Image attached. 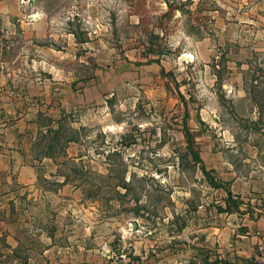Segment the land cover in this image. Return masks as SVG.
I'll list each match as a JSON object with an SVG mask.
<instances>
[{"label":"rangeland","instance_id":"374dc122","mask_svg":"<svg viewBox=\"0 0 264 264\" xmlns=\"http://www.w3.org/2000/svg\"><path fill=\"white\" fill-rule=\"evenodd\" d=\"M28 2L77 106L2 181L0 264H264V0Z\"/></svg>","mask_w":264,"mask_h":264},{"label":"crops","instance_id":"0c3cea01","mask_svg":"<svg viewBox=\"0 0 264 264\" xmlns=\"http://www.w3.org/2000/svg\"><path fill=\"white\" fill-rule=\"evenodd\" d=\"M27 7L28 0H0V194L4 195L14 188H1L3 180L16 187L35 182L38 161L30 155L29 141L44 128L37 123L38 115H47V107L67 110L77 106V82L74 85L58 73L50 76L47 55L51 48L38 45L46 37L47 21L42 14L31 17ZM88 88H83L78 102L90 101ZM49 160L43 157L40 163Z\"/></svg>","mask_w":264,"mask_h":264},{"label":"trees","instance_id":"16d2710c","mask_svg":"<svg viewBox=\"0 0 264 264\" xmlns=\"http://www.w3.org/2000/svg\"><path fill=\"white\" fill-rule=\"evenodd\" d=\"M151 61H153V60H151Z\"/></svg>","mask_w":264,"mask_h":264}]
</instances>
